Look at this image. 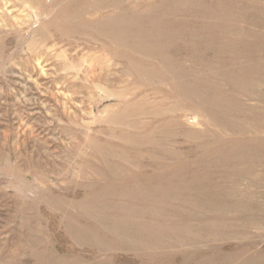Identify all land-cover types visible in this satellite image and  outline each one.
<instances>
[{"label": "rangeland", "instance_id": "rangeland-1", "mask_svg": "<svg viewBox=\"0 0 264 264\" xmlns=\"http://www.w3.org/2000/svg\"><path fill=\"white\" fill-rule=\"evenodd\" d=\"M0 264H264V0H0Z\"/></svg>", "mask_w": 264, "mask_h": 264}]
</instances>
